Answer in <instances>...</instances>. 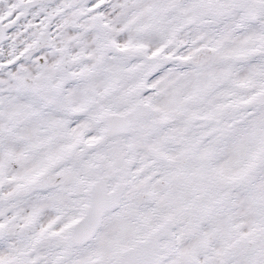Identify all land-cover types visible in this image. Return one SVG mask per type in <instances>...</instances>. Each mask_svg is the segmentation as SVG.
Returning <instances> with one entry per match:
<instances>
[{"label": "snow or ice", "instance_id": "snow-or-ice-1", "mask_svg": "<svg viewBox=\"0 0 264 264\" xmlns=\"http://www.w3.org/2000/svg\"><path fill=\"white\" fill-rule=\"evenodd\" d=\"M0 264H264V0H0Z\"/></svg>", "mask_w": 264, "mask_h": 264}]
</instances>
